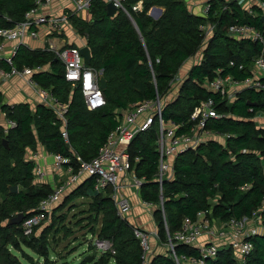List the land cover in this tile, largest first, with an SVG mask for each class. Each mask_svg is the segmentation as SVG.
Segmentation results:
<instances>
[{"label":"trees","instance_id":"1","mask_svg":"<svg viewBox=\"0 0 264 264\" xmlns=\"http://www.w3.org/2000/svg\"><path fill=\"white\" fill-rule=\"evenodd\" d=\"M33 1L0 0V29L12 28L20 22L32 8ZM137 2H141L142 10L133 12L131 6ZM123 5L129 16L119 11L115 17H108L104 1L93 0L90 21L71 17V24L91 52V61L86 66L101 72L106 82L105 89L101 90L105 106L99 110L86 109L80 89L65 81L63 65L53 53L31 51L23 45L17 48L13 58L17 69L50 66V71L35 74L33 79L68 104V141L61 136L60 126L50 110L38 105L32 112L28 104L7 105L0 92V114L15 122V127L7 133L0 124V264H22L18 254L34 264L22 247L42 258L44 264H53L48 258V235L63 232L67 239L71 234L64 224L66 216H56L62 207L51 212V225L38 237L24 236L21 224H8L19 213L32 216L39 202L51 193L48 185L34 184V163L25 159L26 150H34L38 141L48 154L70 158V165L76 171L74 156L86 162L95 158L108 134L117 128L119 111L164 97L171 91V83L182 65L197 53L202 55L200 62L188 71L176 99L164 104L162 118L179 126L177 134L186 133L192 125L189 118L193 109L201 101L212 98L219 113L228 112L231 116L210 120L206 128L224 136L226 145L223 148L216 140L207 141L177 155L173 162V179L164 181L159 191L155 182L158 164L155 126L138 134L127 153L136 176L146 180L140 187V198L157 207L153 217L159 228V240L164 241L165 227L172 234L183 220L194 221L200 211L210 212L211 220L226 222L251 218L262 206L264 130L256 129L252 119L264 110V93L242 90L233 103L225 105L218 95L202 88L216 69L222 68L224 74L243 80L251 75L254 60L264 58V20L259 10L254 8L257 15L252 16L234 2L212 1L204 17L189 11L184 0H125ZM153 7L163 9L157 20L148 15ZM206 24L213 26L209 39L201 30ZM232 24L255 28L262 43L228 37L226 29ZM230 61L236 67L228 68ZM238 65H242L243 70L238 71ZM0 66L5 67L2 63ZM9 186H16L17 193L10 194ZM80 197L91 200L89 212L93 214L83 218L88 221L86 227L94 233V227L100 222L98 237L109 239L115 251L112 256L93 257L91 264H141V251L132 226L117 215L109 192L94 194L90 180L72 191L67 200L72 202ZM262 214L264 227V212ZM248 241L253 250L245 264H264V233L259 232ZM54 242L58 243L56 239ZM155 251L151 264H175L169 251ZM175 253L196 255L195 249L186 245H178ZM206 264H236V257L231 250H221Z\"/></svg>","mask_w":264,"mask_h":264},{"label":"built area","instance_id":"2","mask_svg":"<svg viewBox=\"0 0 264 264\" xmlns=\"http://www.w3.org/2000/svg\"><path fill=\"white\" fill-rule=\"evenodd\" d=\"M54 1L71 4V12L61 16L43 13V10ZM92 1L34 0L32 8L25 12L20 22L14 24L12 28L0 29V63L6 67L0 66V82L14 77L24 79L26 84L34 90L39 105L54 114L60 126L61 136L66 142L68 141L66 132L68 104L61 102L50 90L36 84L33 75L42 70L41 67L17 69L14 66L13 58L18 46L21 45L20 43L25 38L32 40L42 37L47 38L46 50L53 53L55 58L63 65L65 81L80 89L86 109L88 111H96L103 108L105 100L98 81L101 72L87 67L84 58L79 53V48L82 46L68 45L67 40L63 36V33L67 30L66 28H71L69 24L70 17L89 10ZM102 1L105 4L112 3L117 12L121 11L129 16L123 5L125 0ZM212 1L221 0H206L201 9L202 16H207ZM258 6L262 17H264V1H261ZM131 10L133 12L141 11V2L132 5ZM41 28L46 30L45 35L40 31ZM201 30L208 39L213 33V26L207 24L201 27ZM226 35L232 39L248 40L253 43H262L263 41L260 33L247 24H232L228 26ZM55 39L58 40L57 44L53 41ZM14 42L19 43V45L11 48L9 54L6 55L7 45ZM227 67L233 68L236 65L233 61H230ZM237 70H243V66L238 65ZM250 71V76L243 80H236L230 74H224V69H216L214 76L203 82L202 88L207 92L218 95L221 102L224 101L225 105H229L231 101H234L242 90L264 93V58H256ZM217 106V103L212 98L201 101L190 115L189 120L192 125L189 131L177 134L179 126L173 123L169 124L162 118L164 105L161 103V99L157 97L156 100L144 101L133 109L119 111L120 119L117 128L108 134L105 144L98 150L96 157L91 161H83L80 157L74 156L71 151L77 164L76 171L70 165V158L60 154H52L53 166L58 171L63 167L67 168L70 177L65 186L78 183L84 176L92 181V192L94 194L108 191L117 215L126 219V214L131 210V204L122 194L123 189H133L139 195L140 187L146 181L144 178L136 176L128 157L127 150L134 138L138 134L151 129L153 125L155 126V144L158 154L155 182L158 183L159 191H161L163 182L173 178V162L176 156L207 142L209 131L211 132V130L206 128L207 122L218 120L225 116L219 113ZM258 113L264 117V110L257 112L255 116ZM0 116L6 120L5 133L15 127V122L6 119L5 114L1 113ZM32 174L35 184H43L44 179L47 177L46 171L35 164ZM65 186L61 191L50 193L42 199L32 216L24 217L21 223V230L24 236L32 235L34 228L40 226L46 218L51 216V207L59 201V195L63 192ZM244 189H247V187ZM140 203L146 210H150L155 206L143 200ZM159 205L162 208V198ZM263 212L264 197L262 206L253 213L251 218L231 219L221 222L211 220L208 217L210 212L200 211L194 221L183 220L180 228L172 234L165 227L166 237L164 244L175 264H206L208 260H214L221 250H231L236 257V264H245L247 256L253 250V245L248 240L260 232L255 226L249 227V224L255 218H262V215H259ZM132 233L140 247L141 264H151L154 252L159 247L158 234L135 226H132ZM155 244H157L156 248ZM178 245L192 246L196 251V255H176L175 248ZM91 248L99 255L110 254L112 256L115 254L112 242L106 238L92 237Z\"/></svg>","mask_w":264,"mask_h":264},{"label":"crops","instance_id":"3","mask_svg":"<svg viewBox=\"0 0 264 264\" xmlns=\"http://www.w3.org/2000/svg\"><path fill=\"white\" fill-rule=\"evenodd\" d=\"M184 1L187 5V8L189 11H191L193 14H196V15H202V13H201L202 4L206 0H184ZM261 1H264V0H225V2H228V3H232V2L236 3L239 7H241V9H243V11H245L247 14L252 15V16L257 15V12H253L254 8H257L259 10L261 17H262V13H261L259 6H258V4ZM71 10H72L71 4L66 3V2L54 1L50 6H48L47 8H45L43 10V13H45L47 15L61 16L65 13L71 12ZM162 13H163V9H162ZM75 17L80 19V20H83L85 22L90 21V19H91L90 9L81 12L79 15H77ZM154 20H157V19H154ZM69 24H70L71 28L70 27L66 28L67 30L65 31V33H63L64 38L67 40V44L72 45V46H78V47L86 45L85 39H83L82 37H80L78 35L77 31L75 30V28L71 24V17L69 19ZM40 31L43 33V35H45L46 30L41 28ZM211 36H212V34L208 37V39ZM78 40L81 42L80 45H77V43H76ZM53 41L56 44L58 43V40H56V39ZM237 41H241V40H237ZM20 44L23 45L24 47H26L27 49L31 50V51L37 50V51L48 52L46 50L47 38H44V37H42L40 39H35V40L25 38L23 40V42H21ZM18 45H19V43H16V42L8 44L7 49H6V55L9 54V51L11 50V48H13L14 46H18ZM196 57L198 58V60H199L198 63H199L201 58H202V55L200 53H197L195 58ZM195 63H194V65H195ZM198 63H196V64H198ZM40 67L42 68V70L36 72L35 74L50 71L49 65H44V66H40ZM0 92L3 94V100H4L5 104H7V105L13 106V105H17V104H28L30 106L32 112H34L35 108L39 105L38 99L36 97V94L34 93V90L26 84L24 79L14 77V78H10L4 82H0ZM170 92H169V94H173L174 91H172V88H171ZM171 101H169V102H171ZM0 124L3 127L6 125V120L2 116H0ZM207 139H209V141H212V140L218 141V140H221V136H218L217 133H215L213 131H211V132L209 131ZM70 151H71V149H70ZM30 154H31V157H30ZM25 159L32 161L35 165L41 166L46 171V174L49 175V177H47L48 181L53 180L54 183L59 182V181L67 183L68 178L70 177V173L68 172L66 167H63L60 171L55 170V168L53 166L52 154H48L45 151L44 147L38 141L36 143L34 150L33 149H27L26 150ZM172 179L173 178H169V179H167V181H171ZM88 181H90V179H87L86 177L83 176L79 180L78 183H76L74 185H70V186H65L62 193L63 194L66 193V195L68 196L72 191H74L75 189L82 186L85 182H88ZM47 184H49V183H47ZM104 193H106V192H104ZM104 193H102V194H104ZM122 194L130 201V204L132 205V209L130 210L129 215L126 217V220L128 221V223L131 226L139 227V228L147 230V231H153V229H154L153 211L146 210L141 206V203H140L141 198L139 195L136 194V192L133 189L124 188L122 191ZM80 198H83V197H80ZM57 204H58V202L51 207L52 211L55 209V205H57ZM146 213L149 214V217L146 215ZM99 229H100V224H99ZM263 229L264 228H261V231H260L261 233H264Z\"/></svg>","mask_w":264,"mask_h":264},{"label":"rangeland","instance_id":"4","mask_svg":"<svg viewBox=\"0 0 264 264\" xmlns=\"http://www.w3.org/2000/svg\"><path fill=\"white\" fill-rule=\"evenodd\" d=\"M203 6V4H202ZM150 14V10L148 11V15ZM77 45H80L81 42L78 40ZM198 58L194 57L188 61H186L181 69L179 70L178 74L176 75L174 82L171 86L173 94H166L164 97H161V103L164 105L166 102L169 103V101L176 99V97L179 94V87L180 84L183 82L185 77L188 74V71L191 69V67L194 65V63H198ZM195 63V64H196ZM171 93V92H170ZM238 96V95H237ZM234 101H231L233 103ZM225 116H231L228 112L224 113ZM252 122L255 126L256 129L258 130H264V117L262 114L258 113L254 118L252 119ZM167 123L171 124L170 120H167ZM167 126V125H166ZM220 139V138H219ZM226 138L221 136V140H218V142L221 144V146L224 148L226 145ZM206 141H209L207 139ZM31 157V154H30ZM47 177L49 175L47 174ZM44 179L45 182L43 181V184H47L51 188V193H54L56 191H61L62 188L65 186V182H55L48 181V179ZM65 180V179H64ZM58 181V180H57ZM35 184V183H34ZM89 197H83V198H77L73 200L72 202H68L67 200V195L65 194H60L59 195V201L58 204L55 205V209L61 208L58 213H56V216H62L65 215L66 218L64 220V224L66 227L69 228L71 231L70 236L65 239L63 237V232H60L58 234L56 233H51L48 235V241H49V252H48V258L49 260H52L53 264H80L83 261H86V264H91L93 257L98 259L102 255L97 254L92 248H91V238L98 236L99 232V224L94 227V233H90V228L86 227L87 222L86 220H83L85 216H87L89 213L93 214L92 212H89L90 210V202ZM132 209V205H131ZM157 209L156 206H154L151 211H154ZM130 213V211H129ZM126 214V217L129 215ZM146 215L149 217V214L146 213ZM262 215V218L260 217L259 219L255 218L250 224L249 227H256L257 230L261 231V228L263 227V214H260L259 216ZM100 218V217H99ZM100 220V219H99ZM153 222H154V229L152 232H156L158 234V226L157 223L153 217ZM52 223V217L49 216L46 218V220L40 225L37 226L34 230L32 235L35 237H38L41 233V231L50 226ZM248 226V225H247ZM264 230V229H263ZM166 233V231H165ZM55 239L58 241L57 244H55ZM159 239V236H158ZM159 248L156 250H161L162 253H167L169 250L166 248L164 244V239L160 240L158 243ZM157 247V244H155V248ZM24 253H26L28 256L32 258V262L34 264H44V260L40 258L38 255L33 253L32 251L22 247ZM53 249V250H52ZM156 252V251H155ZM18 256L21 259L22 264H32L29 263L28 260L25 258H21V255L18 254ZM92 258L91 262H88V259Z\"/></svg>","mask_w":264,"mask_h":264},{"label":"water","instance_id":"5","mask_svg":"<svg viewBox=\"0 0 264 264\" xmlns=\"http://www.w3.org/2000/svg\"><path fill=\"white\" fill-rule=\"evenodd\" d=\"M105 9H106V15L108 17H111V18L115 17L117 15V13H118L116 8L113 6L112 3H106L105 4ZM161 14H162V9L161 8L153 7L150 10L149 16L153 17L154 19H158L161 16ZM262 20H264V17H262ZM79 53L84 58L85 62L87 64H89L90 61H91V52H90V49L87 46V44L82 46L81 48H79ZM98 81H99L100 89L101 90L105 89L106 82H105V79H104V77L102 75L99 76ZM248 105L256 106V103L248 102ZM3 145H5V146L7 145L6 140H3ZM8 189H9V193L10 194H15L18 191L16 186H9ZM24 217H25V215L23 213H19L15 217L11 218L8 221V224H10V225H19V224L22 223ZM91 260H92V258H89L88 262H91Z\"/></svg>","mask_w":264,"mask_h":264}]
</instances>
